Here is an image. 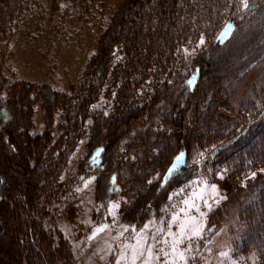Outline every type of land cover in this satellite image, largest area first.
Returning <instances> with one entry per match:
<instances>
[{
	"label": "rangeland",
	"instance_id": "1",
	"mask_svg": "<svg viewBox=\"0 0 264 264\" xmlns=\"http://www.w3.org/2000/svg\"><path fill=\"white\" fill-rule=\"evenodd\" d=\"M140 2L0 0V264L11 252L15 264H29L27 236L35 245L38 234L49 264H116L142 230L170 252L161 241L171 244L167 225L185 199L203 225L179 245L187 264H264L246 239L242 205L243 191L264 182V120L240 150L214 154L264 107V0H248L247 9L241 0ZM196 66L203 103L195 118L186 110L174 141L171 87ZM4 138L17 154L4 151ZM179 152L186 171L164 183ZM95 164L98 182L81 172ZM17 190L25 217L7 194ZM152 199L155 209L140 207Z\"/></svg>",
	"mask_w": 264,
	"mask_h": 264
},
{
	"label": "trees",
	"instance_id": "2",
	"mask_svg": "<svg viewBox=\"0 0 264 264\" xmlns=\"http://www.w3.org/2000/svg\"><path fill=\"white\" fill-rule=\"evenodd\" d=\"M142 1L143 0H141L140 3H142ZM242 20H243V18H241V21ZM227 25L225 27H227ZM112 45H113V42H108L107 43V46H112ZM205 59L210 60V56H208ZM200 68L201 67L196 66V68H195L196 71L189 78H188V76H186V80H184L185 77H183L181 79L182 82L179 83V81H177L171 87L172 88L171 89L172 93H175L174 94V100H173L175 105H173L171 107V109L168 112V115L166 116V118H167V120H169L168 121L169 126L174 130V133H172V136H171L172 137L171 139L174 140V141L176 140L175 137L178 136V130L181 129V127L183 126L182 124H183V121L185 120L183 117L186 115V110H187V112L190 111V107L192 106L191 105L192 102H195L196 106H197V104L199 105V104L203 103V102L200 103V101H201V89H202L201 80L203 79L204 76H203V72L200 73ZM196 74H197V76L195 78L192 77V76H194ZM200 75H201V77H200ZM205 94H207V93H205ZM198 95L200 96V98L198 97ZM150 110L151 109L149 108L147 110V112L150 111ZM194 111H195L194 115L195 114L197 115L198 111H196V109ZM194 115H193V117H194ZM255 116L257 117V123H255L254 125H251L249 128L247 126L246 127V131L245 132L243 131L239 135H237L236 133L234 134L235 136L238 137V139L241 142L243 141L242 138H244V136H246L247 131H248V134L250 135L251 132L254 129L259 127L260 123H261V127H263L262 126L263 125L262 121L264 120V107ZM135 117H137V116L135 115ZM3 118H4L3 116L0 117V120L2 121ZM132 118H133V116L129 118V122H130V120ZM193 122H194V120H193ZM162 124H163V122H162ZM241 136H243V137H241ZM3 137L4 136L0 135V138H3ZM10 140H11V138H10ZM7 142H8V145L6 144V139L4 138V143H2V145L5 147L4 151H6V149H7V151L9 152V156L13 155V154H17L16 150H15L13 144H12L13 140L10 142L7 139ZM15 147H16V145H15ZM104 148H105L104 150H106L105 146H104ZM180 153L181 152H179L178 155ZM220 153L221 152H218V155ZM186 157H187V155H186ZM105 158L107 159L106 155H105ZM17 159H18V156L15 158V161H14L16 164H18V160ZM172 165L173 164L171 163L170 168L172 167ZM179 169L182 170V173H185V171H186L185 170L186 168H185L184 164L178 165V170ZM100 170H101V168L95 164L93 166H89L88 165V167L82 168L81 172H82V174H86V176H90L92 174L93 175L96 174L97 178H98L100 176ZM95 178H96V176H95ZM97 178H96V182H98ZM0 183H2V185L4 183L1 180V178H0ZM6 184L7 183H5V186H6ZM13 191H15V190H13ZM13 191H8L7 194L11 193V194H13L15 196V198H13V203H14L13 205L15 207L18 204V210L17 211L20 213V216L25 217L27 215V211H29V209H28V207L25 208L26 207V204H24L25 201L22 203V205H20V203L18 202L19 201V190H17V192H16L17 195H15L13 193ZM4 192H5V190H4ZM162 193H163V189H159V188L156 187L155 188V192H154L153 195L155 197V195L158 194V195H156V197L159 199V198H161ZM245 197H247V198L245 199ZM1 200L2 199L0 198V201ZM24 200H26V198H24ZM242 200H243L242 201L243 210L245 212H247V213H250V215H246L248 217V220L246 222L247 229L245 231L246 239L249 238V240L251 241V247L252 248H256L258 253H259V255L264 257V235L261 234L262 236H260L259 230H258V226L264 227V218H261L263 220H260V221L257 220V217H258L257 216V211L260 208V206L263 204V200H264V182H263L262 186H259L258 184L257 185L253 184L251 186H248L247 189H245L243 191ZM6 205H7V207H9L8 204H6ZM140 207H145V208H149V209H155L154 200L152 199L146 204V206H144V205L141 206L140 205ZM0 209L3 211V204L0 205ZM140 209L141 208L138 207L137 211L140 210ZM254 213H256V215L253 218ZM27 235H28V233L26 232L23 236H27ZM9 236H10L9 244L11 245V248L13 249L14 248V244H15V240H14L15 236H11V234H9ZM37 236H38L37 237V242L35 243V245L32 242V238L27 236V238L29 240V243H31V245L33 247V250H34L33 251L31 249V251L34 253V256H35V258L33 260L29 261V264H49V261H48L47 255H46L47 252H45L46 250L44 251V245L42 244V241H45V239L43 238V236H41V234H38ZM28 250H30V249H28ZM13 257H14V254H12V252H11L10 257L8 258V262H9L8 264H15V260L13 259ZM262 261H264V260H262Z\"/></svg>",
	"mask_w": 264,
	"mask_h": 264
},
{
	"label": "snow or ice",
	"instance_id": "3",
	"mask_svg": "<svg viewBox=\"0 0 264 264\" xmlns=\"http://www.w3.org/2000/svg\"><path fill=\"white\" fill-rule=\"evenodd\" d=\"M243 7L245 9L248 8V0H241ZM231 27L230 25L228 26ZM227 31V30H226ZM226 34V33H225ZM99 153H97L98 155ZM184 157V153L181 152L178 156L175 157V162L171 168H169L168 173L163 177L164 183L171 178L173 173L178 171V165L182 162ZM255 174H253L254 176ZM223 179V177H221ZM91 183V181H89ZM152 183V181H149ZM163 186V185H161ZM213 191H216V186H211ZM183 189H181V192ZM178 193H173V195H177ZM195 195V193H193ZM199 198V197H198ZM171 200V197H169ZM183 204L185 205L184 209H181L180 212L183 213V218L180 215V212L173 213L171 217V221L167 225V236L171 237V244L169 245V240L167 238L163 239L161 242L171 248V251H165V248L155 249V245L148 243V238L144 236L142 230L140 233H137L134 237L135 243H126L123 246V250L120 253L119 258L116 261V264H153V260H159L161 257L154 255V251H158L162 254L164 258V264H177L178 261H183L184 264H187V260L185 258L184 252L179 250V245L184 243V240L187 239L192 241L194 238H199L201 236V230L203 225L198 223L195 217L189 216V209L196 207L197 211H199L198 206L190 203L189 199L183 200ZM119 208L118 204H113L112 209L115 211ZM211 210V209H209ZM204 214L201 213V216ZM161 223H164L161 221ZM176 225L178 227V231L173 233L172 227ZM147 229V225L145 226ZM128 229L126 228L125 231ZM102 231L101 228H97L96 232ZM133 231H135L133 229ZM165 229L158 228L157 233L163 234ZM153 241L156 239V234H153L151 238ZM191 246V245H190ZM130 253V255H129ZM223 255V254H222Z\"/></svg>",
	"mask_w": 264,
	"mask_h": 264
},
{
	"label": "bare ground",
	"instance_id": "4",
	"mask_svg": "<svg viewBox=\"0 0 264 264\" xmlns=\"http://www.w3.org/2000/svg\"><path fill=\"white\" fill-rule=\"evenodd\" d=\"M195 98H196V97H195ZM193 103H194V104H193ZM191 105H192V106L190 107V111H189V113H190V116H191V115L193 116V112H194V110H195L196 103H195V102H192ZM196 111H198V110L196 109ZM191 112H192V113H191ZM258 112H259V110L255 113V115H256ZM194 113H195V112H194ZM255 115H254L253 117H251L250 120H248V122H246L248 128H249L251 125H254L255 123H257V117H256ZM185 117H187V115H186ZM194 117H196V116L194 115ZM227 146H228L229 150H234V151H235V150H240V149H241L242 143H241V141L238 139V137L234 135V136L228 138L227 143H224V144H222V145H218V146H216V149H215V151H214V154L216 155V154H218V152H222L223 150L226 149ZM185 160H187V158H186V156L184 155V159L182 160V162H181L179 165H181V164L186 165V164H185Z\"/></svg>",
	"mask_w": 264,
	"mask_h": 264
}]
</instances>
